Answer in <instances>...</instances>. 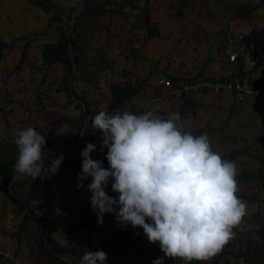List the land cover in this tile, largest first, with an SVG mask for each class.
<instances>
[{
  "label": "trees",
  "instance_id": "trees-1",
  "mask_svg": "<svg viewBox=\"0 0 264 264\" xmlns=\"http://www.w3.org/2000/svg\"><path fill=\"white\" fill-rule=\"evenodd\" d=\"M57 1L66 2V0ZM220 1L223 10L228 11L230 17L234 19L233 24L235 26L246 25L249 27V31L246 33L232 31L230 21L225 18L220 22H215L214 16L209 13L208 21L216 27V30L212 33H202V36L207 41L210 39L215 41L214 52L208 53V57H206V60L210 59L211 65L215 56L219 62L221 61L220 50L223 47L221 43L226 40V34L231 37L238 34L248 36L251 32L264 27L261 26L264 21V0ZM27 2L32 6H37L47 15L44 31L36 34L37 37L43 38L41 42L36 43L38 58L31 60L27 55V50L31 45H34L32 41L36 36L25 35L17 38V41H22L19 59L10 70L5 71L4 69L2 72L0 99L6 102L8 115L13 117L15 126L21 123L20 127L23 124L21 119L24 113L53 115L51 111L45 110V105L41 103L42 97H46L48 91L63 95L79 111L73 120L58 114L54 115L56 118L51 121L53 126L69 125L74 129V134L59 145H54L46 139L42 153L43 162L46 165L60 155L64 157L70 151L78 134L82 109L81 105L74 102L69 95L72 61L68 51L67 37L63 30V17L39 0H27ZM160 6L163 8L159 13ZM191 8V0H171L169 2L165 0H89L87 7L76 16L73 24L74 43L72 49L78 61L75 90L80 97L86 100L88 108L82 138L75 153L60 164L56 174L42 172L40 177L35 180H32L31 177L13 180L7 188L11 197L40 223L43 240L51 248L70 252L79 257H82L86 251L95 252L100 249L107 256L103 264H123L120 259L121 255L137 249L140 257L142 256L141 262L137 264H152L154 260L162 258L159 255L158 246L154 251H151L150 255H145L146 250L140 245V241L145 235L140 233L139 228H133L130 224L125 230L113 232L107 240L93 239L90 232L95 224L96 214H91L90 207L81 209L75 203V210L72 212L71 209L68 212L64 210L58 220L50 219L48 214L43 213V210L59 181L66 175L81 171L80 153L88 143L96 145V151L90 154L91 158L103 161L104 167H108L105 159L107 149H101V134L91 126L92 119L100 111H106L108 114L129 111L137 115L147 111H156L162 118H167L171 113H179L181 119L178 124L181 123V127H185L182 119L185 117L193 119L200 108L193 104L195 96H214L216 97L214 100H219L223 93H216L211 85L215 82L214 78L221 73L213 74V66L206 68L204 63L195 73H173L178 68V66L171 65V63H175L172 62L173 56L168 54L162 64H159L148 60L143 53L147 42L160 38L159 28L155 25L159 14L177 19L183 9L185 12L192 13ZM172 10L174 13L171 14ZM136 42H140V45L136 46ZM14 47H16L14 43L0 41V62L4 57V50ZM262 51L263 57L250 72L240 73L234 77L238 82L247 81L254 92L252 96H258V92L264 91V84L260 80L254 79L258 71L264 70V46ZM182 65L186 66L184 63ZM223 65L225 67L223 72L231 73L235 67L231 64ZM48 71L59 72V80L51 79L47 82V87L40 91ZM24 74L28 86L25 83H20L19 76ZM107 75H110V80L106 83L107 101L103 107H98L92 96L100 91L99 80ZM222 81L218 80V83ZM53 84L55 87L54 90H51L50 86ZM22 90L29 91L30 98L35 96L36 104L33 109H27L29 111H26V108L29 107L31 100L22 103L18 98L22 94ZM229 96L232 103L229 107L230 115L243 100H236L232 94ZM166 98L167 100L169 98L179 100L177 112H170L168 108L153 107L154 104L166 101ZM50 102L53 104L54 100L50 98ZM235 103H238V106ZM20 104H24L22 108ZM20 108L21 112L18 113ZM16 109L17 111H15ZM1 112L5 116L7 115L5 111ZM8 115L7 121L12 119ZM34 128L41 135L46 136L36 125ZM183 132L188 131L184 130ZM14 135L15 132L14 134H0V223L6 222L9 226L7 230L4 229L1 232L13 241L14 247L11 250V256L17 257L18 264H78L70 257L54 254L44 249L38 243L36 226L22 215L3 193V180L15 174L14 164L18 153L13 143ZM199 135L201 132L197 130L196 136ZM241 139L245 142L250 140L251 143H248L243 151H235L234 148H231L228 160L233 161L237 157L247 154L255 163L254 171L237 169L238 191L236 195L246 203V215L239 227L233 229L235 237L206 264H226L228 259H232V262L241 261V264H264V127L253 138L242 137ZM219 141H222L221 138ZM248 150L250 152H247ZM107 190L108 195L117 197V194L111 190V181H109ZM65 199L64 197L61 201L63 204H58L59 207L64 208ZM111 215L106 213L103 218L109 220ZM23 248L26 249V254L19 256ZM0 264H12V258L0 255ZM170 264H185V261L178 258L171 259ZM190 264H202V262L194 260Z\"/></svg>",
  "mask_w": 264,
  "mask_h": 264
},
{
  "label": "clouds",
  "instance_id": "clouds-1",
  "mask_svg": "<svg viewBox=\"0 0 264 264\" xmlns=\"http://www.w3.org/2000/svg\"><path fill=\"white\" fill-rule=\"evenodd\" d=\"M180 119L179 113L162 118L154 111H100L91 126L101 134L108 167L91 158L96 145L88 143L80 153L77 188L91 179L86 191L98 224L108 213L121 227L142 229L147 241L158 244L163 253L152 264H163L165 258L206 264L235 237L233 229L247 211L236 195V163L214 151L206 133L182 132ZM46 139L32 126L15 132L17 176L35 180L42 172H58L64 157L45 167ZM109 181L116 198L105 191ZM106 258L103 250L86 251L78 264H103Z\"/></svg>",
  "mask_w": 264,
  "mask_h": 264
},
{
  "label": "rangeland",
  "instance_id": "rangeland-1",
  "mask_svg": "<svg viewBox=\"0 0 264 264\" xmlns=\"http://www.w3.org/2000/svg\"><path fill=\"white\" fill-rule=\"evenodd\" d=\"M165 1L169 2L171 0ZM74 2L75 0H66L64 4L72 5ZM191 4L193 12H185V9H183L179 13L177 19L168 18L167 16L159 14V19L155 22V25L159 28L160 38L151 39L147 42L143 49V53L147 56L148 60L150 59L152 62L159 64H162L165 56L170 54L173 56L172 62H175L171 63V65L178 66L173 73H195L204 63L206 68L208 66H213V74L222 73L225 70L224 63L222 61L219 62L216 56L213 59L212 65L210 59L206 60L208 53L211 54L212 51L214 52L213 46L215 45V41L214 39L207 41L203 38L202 33H212L216 30V27L209 23V17L207 15L211 13V16H214L213 19L215 22H220L222 19L226 18L231 23L230 28L232 31H242L246 33L249 31V27L246 25L235 26L233 24L234 19L230 17L228 11L225 12V10H223L220 0H191ZM162 8L163 7L160 6L159 13ZM172 13H174V10L171 11V14ZM46 19L47 15L37 6L29 4L27 0H0V41L14 43L16 45L14 48L4 50V57L0 62V84L3 77V70H10L19 59L22 41H17V38L25 35L36 36L37 33H41L44 31ZM181 28L183 29L181 30ZM42 40L43 38H41V36H36L35 40L32 41L34 45H31L27 50V55L31 60L38 58V47L36 43ZM135 45L139 46L140 42H136ZM182 63L186 64V66H183ZM256 75L254 79H258L264 84V70L258 71ZM19 79L21 84L25 83L28 86L25 74L19 76ZM51 79L59 80V72H46V78L39 90L43 91L45 87H47V82ZM109 80L110 75L104 78L102 77L99 80L100 91L94 93L92 96L95 100V105L98 107H103L107 101L106 83ZM54 87L55 84L51 85V90H54ZM29 93L30 92L27 90H22V94L18 96L22 103L31 100L26 111H29L27 109H33L36 104L35 96L33 95L32 98H30L31 93ZM50 98L54 100L53 104H51ZM194 98L193 104L200 106L197 114L193 119L186 117L182 119L185 127H181V123L178 124V127L182 132L187 130L194 135L197 134V130H199L201 134L206 133L209 137L212 149L220 153L224 159H228L231 148H234L235 151H243L244 147L248 143H251L250 140L249 142H245L241 139L242 137L253 138L256 136V133L264 127V97H246L239 106L238 103H235L238 107H236V110L232 111L230 115L229 107L232 103L230 102L229 94H221L219 100H214L216 97H208L207 95L204 97L195 96ZM165 100L166 101L160 102V104H154L153 107H160V109L168 108L170 112L178 111L179 100L177 98H169L168 100L166 98ZM41 103L45 105V110L51 111L53 115L37 113L31 115L29 113H24L21 119L23 124L22 127H20L21 123L15 126L13 117L8 115L9 111H7L8 106L6 102L0 99V134H14L17 130H23L29 126L35 127L36 125L37 128H40L43 133L46 134L48 141L54 145H59L63 143L66 138H71L74 134V129L66 124L53 126L51 121L56 118V116H54L55 114L73 120L79 112L74 104L65 99L63 95H58L54 91L46 92V97H42ZM20 105L22 108L24 104ZM21 108L18 109V113L21 112ZM2 110L5 111L9 117H12V119L7 121V115H3L1 112ZM15 111H17V109ZM154 112L156 113V111ZM220 138L222 141H219ZM250 150L247 152H250ZM233 161L236 163L237 169L239 170L254 171L256 169L254 168V161L247 154L239 156ZM80 172L66 175L59 181L57 188L54 191L52 190V196L46 201L47 206L44 207L43 210V213L48 214L50 219L58 220L64 210L67 212L70 209L71 212L74 211L75 203H77L81 209L90 207L89 198L91 194L86 191V188L91 182V179L89 178L83 181L84 188L78 189L77 184L80 182L78 181V175ZM105 191L107 194L109 193L107 188ZM64 197L66 198V202H64L66 207L64 206V208H62L61 206L59 207L58 204H63L61 201ZM90 212L91 214H95L93 210ZM8 227L6 222L0 223V253H3L1 254L2 257L12 258V264H18L17 262L19 261L16 260L17 257L11 256V250L14 247L13 241L1 232V230H7ZM127 227H121L117 223L114 215H111L109 220L103 218L102 224H98L96 216L95 224L90 235L93 239L107 240L111 237L113 232L125 230ZM140 233L143 234L142 229H140ZM140 245L146 250V256L150 255L151 251H154L157 246L159 247L158 244L149 243L146 236L141 239ZM138 253L139 250L137 249L121 255L120 259L123 261V264H137L141 262L142 259V256L140 257ZM25 254L26 249L23 248L19 256ZM159 255L163 257L162 252H159ZM170 261L171 259L165 258L163 264H170ZM226 264H241V261L232 262V259H228L226 260Z\"/></svg>",
  "mask_w": 264,
  "mask_h": 264
},
{
  "label": "built area",
  "instance_id": "built-area-1",
  "mask_svg": "<svg viewBox=\"0 0 264 264\" xmlns=\"http://www.w3.org/2000/svg\"><path fill=\"white\" fill-rule=\"evenodd\" d=\"M261 26H264L262 21ZM226 40L221 43L223 46L220 50L221 61L224 64H231L235 67L230 72H222L214 78L215 82L211 85L213 91L220 93L232 94L236 100H244L254 94L247 81L238 82L234 77L240 73L250 72L251 69L263 57L264 46V27L258 31H253L248 36L238 34L234 37L226 34ZM234 74V75H232ZM218 80H223L218 83ZM207 86V84H204ZM258 96L264 97V91L257 93Z\"/></svg>",
  "mask_w": 264,
  "mask_h": 264
},
{
  "label": "water",
  "instance_id": "water-1",
  "mask_svg": "<svg viewBox=\"0 0 264 264\" xmlns=\"http://www.w3.org/2000/svg\"><path fill=\"white\" fill-rule=\"evenodd\" d=\"M39 1L42 2L44 5H46L47 7H49L54 12L58 13L64 19L63 30H64L66 37H67L68 49L70 51V58L72 61V71H71V78H70V82H69V95L74 102L79 103L81 105V109H82V116H81V121L79 123V129H78V134H77L76 140L73 143V145L71 146L70 151L64 156V158L61 162V163H63L65 161H67L75 153L76 147L79 144V141L81 140L82 135L84 133L87 114H88V108H87L86 100L84 98L80 97L75 90V80H76V76H77L78 61H77V57L73 54L72 49H73V43H74V41H73L74 20H75L76 16L83 9H85L87 7L89 0H75L74 4H72V5H67V4L61 3L57 0H39ZM49 166H50V163L45 165V167H49ZM22 178H24V177L17 176L16 174H13V175L6 177L3 180V185H2V190H3L4 195L19 210V212L22 215L27 217L36 226L38 243L44 249H46L47 251L52 252L54 254L65 255V256L70 257L71 259L75 260L76 262H78V260L80 258L78 255H75V254L70 253V252H64V251H60V250H56V249L51 248L43 240L40 223L37 220H35L33 217H31L28 214V212L23 207H21L11 197L10 193L7 190L9 183L13 180H19Z\"/></svg>",
  "mask_w": 264,
  "mask_h": 264
}]
</instances>
